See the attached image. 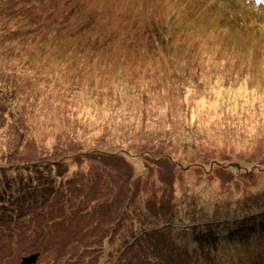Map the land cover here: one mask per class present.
<instances>
[{"label":"rangeland","instance_id":"1","mask_svg":"<svg viewBox=\"0 0 264 264\" xmlns=\"http://www.w3.org/2000/svg\"><path fill=\"white\" fill-rule=\"evenodd\" d=\"M50 1L0 0L1 60L20 53L27 64L23 72L11 57L10 79L21 83L0 90L4 106L18 109L0 119V147L10 148L0 156V235L8 238L0 239V264L35 253L34 264H115L122 251L109 250L118 239L106 250L70 242L97 231L109 193H129L122 238L160 228L166 263L264 264V0H85L80 16L76 1L53 0L63 11L48 31L61 21L65 29L53 45L44 41L51 33L19 18L29 8L44 27ZM91 6L113 32L98 49L95 37L107 36L95 34ZM11 89L27 95L13 99ZM22 129L34 144L11 155ZM100 173L105 180L93 188ZM72 177L87 202L84 221L55 224L69 210L53 190L43 196V185ZM27 207L35 221L25 227L9 210ZM136 250L124 251V261L149 264L142 258L153 249Z\"/></svg>","mask_w":264,"mask_h":264},{"label":"trees","instance_id":"2","mask_svg":"<svg viewBox=\"0 0 264 264\" xmlns=\"http://www.w3.org/2000/svg\"><path fill=\"white\" fill-rule=\"evenodd\" d=\"M75 1H76V4L75 5L73 4L72 7L73 8H75L76 6L80 7V8H76L77 14L79 15L80 12H81V14H82V12H85V9L82 8L85 0H66V1L64 0V2H67L69 4H72ZM88 1H89V3H92V4H102V1H104V0H88ZM54 6H55L54 1L51 0L49 3V7H53V9H51L49 11V16H48L49 22L43 23L44 27H42L41 23H39V20L41 18V14H39V13L36 14V13L30 11L29 8L22 9L19 13L20 19H22L24 21H26V19L28 21L31 20L30 23L36 24V28L34 30L37 31L38 33H40V34L51 33L52 36H54V38H49L48 40H44V41L45 42L49 41L52 45L54 44L55 41H58L62 37L65 36V29L64 30L60 29L61 27H64L62 21H61L60 28H58L59 30L53 28V30L51 32L48 31L49 25L54 24V26H56L59 23L54 18L58 17L59 16L58 13L63 11V9H60V8L55 9ZM87 6H90V4L87 3ZM91 7H92V11H93L91 13V16L93 15L94 12L99 13L100 9L93 7V6H91ZM90 11H91V9H90ZM92 18L96 22V25L93 26L95 34L96 33H102V34H106V36H107L106 39H104L102 36L95 37L94 46H95V49H98V48L102 47L106 42L109 41V39L111 38V35H113V32H109L106 28V25L102 26V24L104 23V22H102V19L107 18V16H105V14L102 16L101 15H99V16L93 15ZM0 20H1V18H0ZM25 23H27V22H23L21 24H25ZM3 26L4 25H0V30H3V28H2ZM102 29H105L106 31H103ZM147 32H148L147 34H149V35L151 34L149 31H147ZM149 35H148V38H146L144 40L142 39L143 45H145V44L149 45L152 43L153 38L150 37ZM6 38H7L6 39L7 41H14L20 45V41L18 40V37H16L15 35L8 34V36ZM18 54H20V53H16L13 56L7 55L5 58H3V60H1L2 57L0 56V76L3 77V78L1 77L2 79L0 81V84H1L0 90L2 89V87L5 88L6 86H8L9 82H10V85H12L14 87V89H16L20 85V83H21L20 78L13 76L10 79V71H11L10 66L14 64L13 62L11 63V61H10L11 57L14 58V61L15 60L18 61V63H16V65L23 72H25L24 66H27V64L25 63V60L22 57L18 56ZM51 84H52V82H51ZM12 90L13 89L10 90L11 91L10 97L13 99H15V97L18 98L20 96H25V94H26V93L19 92L20 90L19 91L16 90L15 93H12ZM4 107H6V106H4V101L0 98V119L6 118L8 121H10L11 118L17 117L18 109L16 107L15 108H12V107L4 108ZM18 125L25 127L26 123L23 121H20V124H18ZM20 135L21 136H19L17 138H18V140H21L23 138V141H22L23 143L21 142V144H17L16 147L14 146L15 148L14 149L12 148L10 150L11 155H13V154H15L16 156L22 155L21 152L23 151L24 146H26V145L32 146L34 144V143H31V141H32L31 137L30 136L28 137L27 133L24 130L22 131V133ZM14 136H16V134ZM35 145L37 148L40 147L38 144H35ZM7 149L9 150L10 148L8 147ZM7 149L0 147V156L2 155V153H8L9 154V152H7ZM107 152H110V151H107ZM110 153H112V152H110ZM66 158L68 159V157H66ZM1 159H4V158H1ZM5 160H6V162L9 161V159L8 160L5 159ZM48 161L50 163H53L50 160H48ZM37 162L40 163L41 161L39 160V161H36L35 163H37ZM42 162L47 163L45 158ZM58 163H60V162H58ZM70 163H73V161L71 160L69 162V164L67 165V167H69ZM95 163L96 162H92V164H95ZM97 172H99V171L93 172L94 176H96L95 173H97ZM66 174H67V172L65 170L64 176ZM106 174H108V172ZM263 174L264 173H262V175ZM60 175H63V173L61 172ZM259 175H261V174H259ZM99 179L105 180V177L100 173L98 181L97 182L95 181L96 182V183L94 182L95 184L92 183L93 188L99 182ZM74 181H75V179L73 177H72V180L70 178L64 179V181H63L64 185H61V187H56V186L49 187L51 184H47V183H46V185H43V189H42L43 196L45 195L46 189L53 190L54 194L59 199H61V201L66 205V207L69 210V213H67L66 215L57 216L54 219V222H56L55 224H58L59 222H61L62 218H66V217H67V219H69L66 222V224H69V222L72 223V221H74V219H75V224H77L81 221H84L81 216L84 215L83 208L87 202H82V199L80 198V194L82 192V189H79L78 185ZM124 184L125 183H123L122 185H124ZM115 185H116L117 190H121V186L119 184H115ZM255 188L257 190L256 193L262 190V188H260V187H255ZM72 189H73V194H72ZM124 190L125 189H122L121 191H124ZM25 194L28 195L29 193L25 192ZM128 200L130 201L129 193H128L126 198H123L117 194L112 195L109 193L107 195V199H106L107 203L109 204V210L102 215L103 219L101 220V222H99V220H98L97 225L94 226L95 230H97V231H95L91 235H88L87 233L85 236H82L81 234L78 235L79 238L76 239L77 240L76 242L70 241L71 243H74L72 248L89 250L91 248L88 246V244L92 243L93 247L95 245H98L97 247H101L103 250H106L107 244L109 242H111L114 239H118L121 241L122 245L119 246L117 249H115V247H114L113 249H111L109 251H122V253H123L124 251H127L129 249H135V250L137 249L136 251L143 250V249H153L152 251L146 253L142 259L146 260L149 264H164V263H166L165 257L162 258L163 251L159 249L160 246L157 243V231H160V228H158L157 230H154V232L151 235H149L148 237H147V235L143 236L144 235L143 232H145V231H144V228H142V231H136V230L132 231L130 239H123L122 238V230H123L124 224L130 222L132 219V217H130V214L128 213V211L126 212V207H128V202H129ZM136 203H137V201H136ZM72 208H74V214H73V216H70ZM33 210H34L33 207L23 208L22 209L23 213L21 214L18 211L15 212L13 209H10L9 211H11V212L9 213V215L11 216L14 214L16 216L15 219L19 218L21 220V226L28 227L29 224L32 225V221H35L34 215L32 213ZM77 210H79L80 212L79 211L77 212ZM34 212H35V210H34ZM15 219H13V220H15ZM121 221L124 224H119V222H121ZM79 224H81V223H79ZM81 230L86 231L84 226L80 227V231ZM176 230L174 232H176ZM147 232H149V231H147ZM99 234H104V237H99ZM9 235L10 234H7V236H9ZM155 236H156V238H155ZM0 239L8 241V238L4 237V235H0ZM105 239H108V240H105ZM103 240L106 241L105 245L100 244ZM68 243H69V241H68ZM4 244L7 247V243H4ZM154 244H156L157 247ZM171 244H172V242H171ZM150 246H152L153 248H150ZM154 250L157 253H155ZM122 253L119 252L116 254L115 264H131V263H129V260L124 261V259L122 258ZM139 255H140V252H139ZM166 258H167V256H166ZM171 262H169V263H171ZM169 263H166V264H169Z\"/></svg>","mask_w":264,"mask_h":264},{"label":"water","instance_id":"3","mask_svg":"<svg viewBox=\"0 0 264 264\" xmlns=\"http://www.w3.org/2000/svg\"><path fill=\"white\" fill-rule=\"evenodd\" d=\"M38 257H39V253H35L33 255H31L30 257H25L23 259V264H34L37 262L38 260Z\"/></svg>","mask_w":264,"mask_h":264},{"label":"bare ground","instance_id":"4","mask_svg":"<svg viewBox=\"0 0 264 264\" xmlns=\"http://www.w3.org/2000/svg\"><path fill=\"white\" fill-rule=\"evenodd\" d=\"M249 185V188L251 189V191H253V184H248ZM255 192L257 191L256 189L254 190ZM235 201H237V200H235ZM238 201H240V199L238 200Z\"/></svg>","mask_w":264,"mask_h":264}]
</instances>
